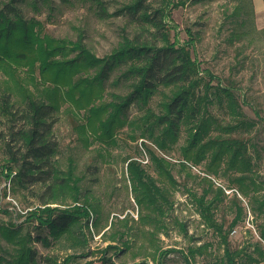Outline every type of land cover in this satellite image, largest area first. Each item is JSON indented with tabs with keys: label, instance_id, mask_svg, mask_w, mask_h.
I'll return each instance as SVG.
<instances>
[{
	"label": "trees",
	"instance_id": "trees-1",
	"mask_svg": "<svg viewBox=\"0 0 264 264\" xmlns=\"http://www.w3.org/2000/svg\"><path fill=\"white\" fill-rule=\"evenodd\" d=\"M96 1L97 12L105 17L108 11L104 2ZM150 2L130 0L120 13L143 30L149 31L151 27L159 32L161 29L160 38L124 36L111 53L97 57L80 41L55 40L42 35L36 30L38 22L23 16L22 0H4L0 4V68L8 64L17 70L22 63L39 59L46 81L52 82L59 91L61 86L71 84L67 79L71 75L93 69L94 74H86L72 84V90L76 88L83 93L90 90L87 99L90 105L101 97V87L116 73L113 83L121 86L122 92L113 94L114 98L104 104L89 105L88 123L92 128L86 132V142H99L98 154L103 149L108 151L105 161L109 162L114 160L109 151L118 143L119 129L127 126L132 139H143L138 148L140 157L128 155L123 160L128 179L126 186L139 210L137 220L130 213L125 214V210L121 213L125 214L123 218L115 217L110 231L105 234L111 242L120 241L123 247L109 244L104 252L114 250L117 255L123 249L133 248L141 252L145 260L160 258L163 253L160 235L168 229L169 217L175 210V195L181 185L173 173L177 165L166 155L185 136L179 146L182 156L178 167L186 171L189 178H200L202 193L187 191L203 223L215 236V242L189 245L185 256L187 264L198 255L206 264H260L264 262V220L258 222L257 219L264 216V193L261 192L264 180L258 177L246 138L234 134L249 130L254 123L242 110L234 85L201 68L192 54L194 42H171L165 37L162 30L166 12L154 8ZM241 12L239 5L235 7V14ZM72 51L76 53L69 56ZM33 52H39V56ZM53 69L56 70L53 77L46 75ZM0 99L1 111L11 122L10 141L4 144L6 162L0 167V176L23 192L31 188V194L40 201L39 206L29 210L28 220L33 229L0 219V264H40L43 261L44 264H70L72 256L63 261L43 256L34 244L40 241L51 246L70 240L79 245L87 244L81 231L83 227L88 229L90 219L96 229L108 226L102 221L106 214L104 205L91 200L89 193H83L82 177L75 176L74 161L67 163L66 170L63 168L61 148L54 136L57 104L28 96L22 107L13 110L11 94L6 92ZM215 103L223 107L229 119L222 121L212 114L210 106ZM132 106L139 111L135 118L129 116ZM144 154L148 157L146 162L141 158ZM200 166L204 175L192 173V168ZM217 179L228 183L217 184ZM227 190H231L230 193ZM225 201L234 212L229 224L217 217ZM54 203L59 206H50ZM248 211L253 216L259 239L253 249L249 245L233 247L230 234L247 217ZM131 220L136 223L134 228L129 225ZM120 221H124L125 229L116 227ZM181 227L187 231L186 224L182 223ZM138 239L144 240V244L138 246ZM103 259L104 264H122L112 257Z\"/></svg>",
	"mask_w": 264,
	"mask_h": 264
},
{
	"label": "rangeland",
	"instance_id": "rangeland-1",
	"mask_svg": "<svg viewBox=\"0 0 264 264\" xmlns=\"http://www.w3.org/2000/svg\"><path fill=\"white\" fill-rule=\"evenodd\" d=\"M3 1L0 0V4ZM101 1L108 11L105 17L97 12L96 0H22L20 6L26 19L38 22L36 30L42 35L55 40L80 41L97 57L111 53L124 36L132 38L140 35L151 40L160 38L161 29L159 32L151 27L149 31L143 30L137 23L120 13V9L130 0ZM150 3L154 8L164 9L166 12L162 31L166 33L165 37L168 40L194 42L192 54L201 64V68L234 85L242 110L247 119L254 123L249 130L234 134L236 137L246 138L249 151L256 163L258 177L264 180V0H151ZM238 5L242 12L235 14L234 10ZM194 38L196 40H192ZM67 45L71 47V44ZM75 53L72 51L69 56ZM33 55L39 56V52H33ZM55 73L56 70L53 69L46 75L53 77ZM94 73V70L90 69L71 75L67 78L71 84L61 86L59 91L52 82L46 81L39 59L31 60L27 64L22 63L17 70L8 64L0 68V96L6 92L11 94V101L15 105L13 110L22 107L28 96L45 98L57 104L59 112L55 115L57 121L54 124V136L61 148L63 168L66 170L67 163L74 161L75 176L82 177L83 193H89L88 196L93 201L95 199L101 201L106 212L102 220L103 225L108 224L105 228H94L92 219L89 220L88 229L83 227L81 233L86 237L87 244L79 245L70 240L62 244L56 242L51 246H45L39 241L34 246L39 254L60 261L72 256L70 264H104L106 261L104 257H112L113 261L122 264H142L144 261L146 264H187L185 258L187 247L194 243L200 245L215 242V236L211 228L203 223L197 205L187 191L191 189L201 194L203 185L200 178H189L186 171L178 167V161L182 156L179 146L184 143L185 136L166 155L177 165L173 173L181 185L175 195V210L169 217L168 229L160 235V246L163 251L160 258L145 260L141 257V252L133 248L123 249L117 255H114V250L104 252L109 244L123 247L120 241L111 242L105 234L110 231L111 223L116 216L123 218L126 213H130L135 220L138 219L139 208L130 188L126 186L128 179L123 160L128 155L140 157L138 148L142 146L143 139H132V132L127 126L119 129L118 143L109 151L114 160L109 162L105 161L108 151L101 149L102 153L98 154L99 142H86L88 137L86 132L89 133L92 128L88 123L87 111L90 105L87 104V99L91 93L90 90L84 93L76 88L72 90V84L80 80V77ZM115 77L116 73L106 80L105 86L101 87L99 92L101 97L90 106L104 104L114 98L113 94L122 92V87L113 83ZM94 91L97 93L98 87L94 88ZM210 109L212 114L222 121L230 118L218 103L211 105ZM138 113L134 106L129 110L130 118H135ZM10 125L8 117L1 111L0 99L2 134L0 167L6 162L4 144L10 141ZM141 158H144V162L148 160L145 154ZM202 169V166L194 167L192 173L204 175ZM216 182L223 185L228 183L225 179H217ZM17 189L4 176H0V219L4 222L11 220L22 224L24 229H33L28 215L35 206L40 205V201L31 194V188L24 192ZM230 191L227 190V193ZM261 192L264 193V187ZM243 204L246 205L245 200ZM50 206L59 204L54 203ZM123 210L124 215L121 214ZM217 217L225 220L227 224L232 221L234 212L228 201H225L217 211ZM263 220L264 216L257 219L258 222ZM182 223L186 224L187 231L182 229ZM129 225L133 227L136 223L131 220ZM116 227L126 228L124 221L118 222ZM32 233L36 235L35 231ZM230 236L233 247L249 245L253 249L259 234L250 211L232 230ZM68 244L70 246L65 248ZM137 244L138 246L144 244V240L138 239ZM190 262L206 264L201 255ZM40 264H44V261Z\"/></svg>",
	"mask_w": 264,
	"mask_h": 264
}]
</instances>
